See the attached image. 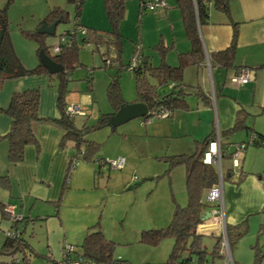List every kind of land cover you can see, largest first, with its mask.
Segmentation results:
<instances>
[{
    "label": "rangeland",
    "instance_id": "374dc122",
    "mask_svg": "<svg viewBox=\"0 0 264 264\" xmlns=\"http://www.w3.org/2000/svg\"><path fill=\"white\" fill-rule=\"evenodd\" d=\"M166 3L167 9L160 10L163 12L162 15L158 14V10L153 11L148 8L138 14L137 0L127 1L125 16L118 26L122 35L119 59L123 65L130 62L135 42L141 43L143 54L153 65H157L162 57L166 62L169 60L177 62L173 43L180 46L186 35L179 16L164 15L165 11L171 8L169 0H166ZM5 5H7L8 33L14 52L20 61L21 58L25 62L32 61L34 66L39 63L37 54L39 43L26 34L37 28L38 23L51 7H63L69 12L68 21L58 23L55 34L43 36L44 44L53 52V45L58 43L59 35L66 30H72L75 21L74 5L66 0H12L9 4L7 0H0V7ZM174 9L178 12L177 8ZM78 20L84 26L101 30L112 28L104 10L103 0H85ZM82 28L78 26L76 31L77 59L80 64L72 69L66 81L64 101L75 103L84 111L82 115H75L72 119L75 126L85 127L86 140L98 144L94 159L101 157L110 160L124 156L125 164L121 169H110L106 166L98 171L95 162L90 161L89 165H92L95 172L94 178L89 179V182L84 180L80 184L89 188L86 194L89 198L81 201L78 198L77 207L70 205L68 219L63 217V223L69 227V232L75 231L77 229L75 217H82V213L88 212L98 222L105 237L114 242L113 254L120 255L128 264H178L187 254L183 252L176 261L168 262L173 237L165 236L157 242H145L142 240L141 232L166 227L172 219L175 207L185 206L187 203L183 165L174 166L168 175V163L162 157L172 154L170 152L174 150L175 142L180 141L181 138L171 139L172 134L169 133L171 117L168 116L149 117L144 121L141 117H135L115 125L108 123L109 119L102 121V114L112 110L106 94V87L111 77L118 72L120 93L125 103L133 102L137 98L135 77L125 65L117 71L120 64L118 61H112L114 52L109 50L108 55H103L106 51L105 45L97 46L92 41L83 40L86 35ZM165 39L169 41L166 42ZM172 40L174 42H171ZM158 42H161V46L155 47ZM105 58H108L107 64L103 66ZM88 71L91 72V79H86ZM43 74L46 76V85L56 90L59 83L57 75ZM38 84L33 87L38 88L40 93ZM186 146L184 143L179 150L190 153L191 151L185 149ZM222 167L224 173L226 168L230 167L228 156L222 158ZM137 182L139 183L136 184ZM204 207L210 208L211 203L204 201ZM26 228V240L36 252L30 254V263L54 264L45 256L49 248L43 236L38 233V228L30 223ZM262 236L264 234H259L255 230L250 232L249 229L231 251H238L245 256L246 264H261L260 257L254 255L256 247L252 246L254 243L260 245L264 242ZM80 240L82 237H79L78 241L72 237L66 238L65 241V235H62L56 241V246L58 251H61L64 242L77 246ZM201 241L207 252L206 260L210 262L215 236L204 234ZM49 246L54 252V246ZM6 260L8 257L0 256V264H4ZM216 261L220 263L221 258L218 257Z\"/></svg>",
    "mask_w": 264,
    "mask_h": 264
},
{
    "label": "crops",
    "instance_id": "0c3cea01",
    "mask_svg": "<svg viewBox=\"0 0 264 264\" xmlns=\"http://www.w3.org/2000/svg\"><path fill=\"white\" fill-rule=\"evenodd\" d=\"M169 3L171 8L164 15L179 16V10L177 12L174 9L175 1L169 0ZM230 11L231 20L237 22L238 27L231 66H210L208 61L211 52L224 49L230 43L232 25L227 22L225 15L211 6L208 21L198 25L204 59L183 68L182 81L191 86L187 88L188 94L184 95L190 108L175 110L169 121L171 139L181 138L175 142L174 150L170 152L172 154L181 153L182 149L179 148L184 143L187 145L185 149L192 152L196 148L195 141L203 140L211 132L231 127L236 113L241 110L246 115L243 120L245 125L255 133H264V0H232ZM158 14L162 15L163 12L158 11ZM182 40L180 46L173 43L176 53L187 51L190 47L187 38ZM21 61L25 67L34 66L32 61L25 62L23 58ZM166 63L177 64L178 56L176 63L173 60ZM245 67L252 71L251 78L244 83L232 81L231 76ZM46 82L44 74L31 78L23 76L6 80L0 89L1 107L8 104L15 91L34 88L38 83L41 89L38 104V115L41 119L33 123L38 146L27 145L23 160L11 164L7 160V143L4 139L0 140V173L8 175V185L0 184V244L9 230L15 227L21 229L24 224L18 222L14 227L5 214L3 207L11 205L16 214L29 217L25 231L28 223L38 228V233L43 236L49 248L50 260L54 263L61 256L56 241L62 235H65V241L71 237L78 241L79 237L83 238L87 227L95 221L88 212H84L82 217H75V231L69 232V227L63 223L64 218L68 219L70 205L77 207L78 198L80 201L89 198L86 195L89 188L80 184L84 180L89 182V179H93L95 172L92 165H89L91 162L81 158L75 165L70 166L72 142L61 144L63 129L54 120L60 116L56 105L57 91L54 87L47 86ZM199 91L204 94L203 100L196 93ZM9 124L10 118L5 113H0V136L7 132ZM247 129L240 127L220 136L224 147L231 151L234 142L246 141L252 132ZM222 175L225 223L246 221L248 230L258 233L259 226L264 224V144L248 145L239 156L238 166L233 167L230 161V167L226 168L225 173L222 167ZM64 181L67 187L62 189ZM59 198L60 204L56 207ZM209 210L210 208L204 207L203 215ZM221 224V221L214 223L213 219L208 218L203 220L202 227L199 225L198 229L204 234L215 236L219 235ZM49 245L54 246V252ZM257 245L254 243L252 247ZM261 247L264 248V242L258 245L261 264H264V251L261 252ZM231 253L235 264H246L245 256L238 251Z\"/></svg>",
    "mask_w": 264,
    "mask_h": 264
},
{
    "label": "trees",
    "instance_id": "16d2710c",
    "mask_svg": "<svg viewBox=\"0 0 264 264\" xmlns=\"http://www.w3.org/2000/svg\"><path fill=\"white\" fill-rule=\"evenodd\" d=\"M12 0H7L9 4ZM69 4L74 5V24L72 30H66L64 33L69 35L70 44L68 46L61 45L58 51L52 52L48 45L44 44L43 36L36 31L28 32L26 35L33 38L39 43L37 54L40 49L49 55L54 61L63 66V70L57 73L59 79L57 91V108L60 116L54 119L55 122L63 129V137L61 144L67 141L72 142L71 150L73 152L82 151L81 159L94 161L95 165L100 170L96 161L104 158H95L94 153L98 149V144L86 140L84 138L85 127L79 128L75 126L73 117L65 114L64 94L66 91V81L69 79L73 68L79 66L78 62V47L76 40V31L78 26L85 28V38L83 40L92 41L97 46L103 44L106 47L103 55H108L109 50L114 52L112 61H118L120 67L124 66L119 59V53L122 46V35L118 28L120 22L125 16L126 3L128 0H103L104 10L112 28L101 30L89 26H84L79 23L78 16L80 15L82 4L85 0H66ZM166 3V0H164ZM175 7L179 10L180 20L186 38L189 41L190 47L187 51L178 52V63L175 65L167 64L163 57L157 65H151L147 57L142 54L140 66L133 72L135 77V86L137 98L135 101H142L147 106V114L142 116V120L152 117V110L164 107L168 110V117H171L175 110H188L190 106L185 99L188 94V89L191 86L186 85L182 81L183 68L190 64L202 61L204 59L203 45L198 30V25L205 23L209 18V8L219 10L225 15L227 22L232 25V35L229 45L221 50L211 52L209 54V64L218 66L233 65L234 52L237 42L238 27L237 22L231 20L230 3L232 0H174ZM146 0H138V14H141L146 7ZM167 7V3L163 8ZM149 9V8H148ZM7 5L0 7V89L3 83L9 79H15L23 76L48 73L47 70L40 64L33 67H25L14 52L10 42L8 33ZM152 10V9H151ZM160 11L154 9L153 11ZM69 12L60 6H53L49 9L46 16L38 23L49 24L53 20L58 23L68 21ZM63 33V34H64ZM55 34V33H54ZM161 42L155 44V47L161 46ZM143 52V50H142ZM106 59L103 66H106ZM128 63H126V66ZM247 68V67H245ZM50 76L52 74L48 73ZM91 72H87L86 79H91ZM167 88V89H165ZM196 88V87H195ZM160 89V90H159ZM203 100L204 94L196 92ZM106 94L111 104L112 110L109 113L102 114V121L105 122L109 117L125 102L123 101L118 84V72L111 77V81L106 87ZM40 93L38 88H29L21 91H15L11 94L8 104L4 107L0 106V113H5L10 118V124L7 132L0 136V140L4 139L7 143V160L11 164L18 163L23 160L24 149L27 145L38 146L37 137L33 128V123L41 119L38 115ZM264 111V108H262ZM244 115L242 110L236 113L234 122L231 127L219 131L220 136H225L230 132L240 127H247V130L252 131V128L245 125L243 122ZM246 116V115H245ZM166 117V116H165ZM215 132H211L201 141H195L196 148L190 153H175L166 154L163 159L168 163L167 174L177 165H183L185 169V189L187 194V203L185 206H176L170 223L160 229H149L141 232L142 240L145 242H157L165 236L173 237V245L169 254L168 262H174L183 252L187 256L182 258L178 264H222V256L218 253V246L221 240L220 235H215V243L212 247V259L210 262L206 260V250L201 241L204 235L198 229L203 222L204 194L211 185L217 182V170L211 164H206L201 161L203 150L208 141L213 137ZM253 144H264V133L252 131ZM221 141V139H220ZM227 145V144H225ZM83 147V149H82ZM221 147L224 144L221 142ZM72 152V153H73ZM229 156V155H228ZM71 165V161H69ZM0 184L8 185V175L0 173ZM67 187L66 181L63 182L62 189ZM60 204V198L56 202V207ZM29 217L23 216L20 221L24 224L15 227V234L6 235L4 241L0 244V256L8 257L4 264H31L29 256L36 253L35 249L27 242L25 235V224L29 221ZM248 225L246 221H241L236 224L225 225L226 236L230 248H232L239 239L247 232ZM258 233H264V224H261ZM68 243V242H66ZM71 244V243H68ZM73 245V244H71ZM64 243L62 245V248ZM75 251L72 256L92 259L97 262L106 264H128L126 259L120 255H114V242L105 237V234L98 226V222L89 225L84 233V236L75 246ZM79 248V249H78ZM255 257H260L258 247L255 248ZM261 252L264 248L261 247ZM195 255V257H193ZM48 260L50 256L45 255ZM216 257V258H215ZM221 258V262L217 263V258ZM60 259V258H59ZM57 259V260H59ZM54 261V264H56Z\"/></svg>",
    "mask_w": 264,
    "mask_h": 264
},
{
    "label": "built area",
    "instance_id": "2783aa9c",
    "mask_svg": "<svg viewBox=\"0 0 264 264\" xmlns=\"http://www.w3.org/2000/svg\"><path fill=\"white\" fill-rule=\"evenodd\" d=\"M146 7L149 9H159L163 8L166 3L164 0H146ZM82 31L85 32V28H82ZM59 41L57 44L53 45V52L58 51L61 45L68 46L71 42L69 35L60 34L58 37ZM142 45L140 42H135L133 47V54L130 62L126 66L129 72L135 71L141 64L142 60ZM251 70L248 68H242L235 74L231 76L232 81H237L240 83L247 82L251 78ZM65 114L69 117H73L77 114H83L81 108L75 103H66L65 105ZM168 114V110L164 107H159L155 110H152V117H165ZM254 136L253 134L249 135L246 141L234 142L232 144L231 151L228 150V147L222 148L220 143V136L218 130L215 131L213 137L208 141L205 149L203 150L201 161L206 164L213 165L217 170L218 180L216 183L207 188L204 194V200L211 203L210 207V219H213L214 223H218L221 221V229H220V243L218 246V253L223 256L222 264H235L231 255V248L228 243V239L225 231V220H224V212H223V175H222V158L228 157L230 158L231 164L233 167L238 166L239 164V156L244 152L248 145L253 144ZM82 151L73 152L70 156L71 165L76 164ZM99 168L102 169L104 167H108L110 169H121L124 167L125 158L124 156H117L113 159H100L96 161ZM5 214L11 219V221L17 222L20 221L23 216L21 214H16L13 210V206L5 205L3 207ZM201 226V224H200ZM202 227V226H201ZM202 231V230H200ZM15 234V230H9L7 235ZM75 251V247L71 244L64 242V246L61 250L60 259L57 260L56 264H106L102 262H97L92 259L81 258L77 256H72V252ZM145 264V263H144Z\"/></svg>",
    "mask_w": 264,
    "mask_h": 264
},
{
    "label": "water",
    "instance_id": "95a60500",
    "mask_svg": "<svg viewBox=\"0 0 264 264\" xmlns=\"http://www.w3.org/2000/svg\"><path fill=\"white\" fill-rule=\"evenodd\" d=\"M58 24L57 20H53L49 24L41 23L36 31L41 34L53 35L55 28ZM39 63L47 70L48 73L54 74L63 70V66L60 63L54 61L49 55H47L43 49L38 51ZM147 114V106L142 101H133L122 104L110 117L108 123L119 124L125 122L131 118L142 117ZM139 182H137L138 184ZM210 217V212L206 211L202 216L203 220Z\"/></svg>",
    "mask_w": 264,
    "mask_h": 264
}]
</instances>
